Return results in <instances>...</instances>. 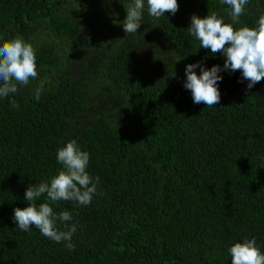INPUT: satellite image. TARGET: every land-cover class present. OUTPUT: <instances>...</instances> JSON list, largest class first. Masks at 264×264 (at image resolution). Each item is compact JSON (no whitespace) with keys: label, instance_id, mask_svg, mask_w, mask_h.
<instances>
[{"label":"trees","instance_id":"1","mask_svg":"<svg viewBox=\"0 0 264 264\" xmlns=\"http://www.w3.org/2000/svg\"><path fill=\"white\" fill-rule=\"evenodd\" d=\"M133 2L0 0V37L30 42L41 69L19 87L18 109L0 98V264H231L228 248L252 238L264 251V80L248 89L241 71L223 70L212 107L184 87L188 64L226 60L200 48L191 17L230 23V7L179 0L161 18L145 8L126 34ZM260 15L264 0H249L235 27H257ZM73 139L100 182L87 206L52 204L77 225L68 250L13 217L30 185L62 170L58 149Z\"/></svg>","mask_w":264,"mask_h":264},{"label":"clouds","instance_id":"2","mask_svg":"<svg viewBox=\"0 0 264 264\" xmlns=\"http://www.w3.org/2000/svg\"><path fill=\"white\" fill-rule=\"evenodd\" d=\"M220 4L230 7V23H226L216 13L201 18L193 14L188 33L199 41L200 48L210 49L211 54L221 53L226 57L223 68L213 65L203 67L201 62L186 66L184 87L191 91L193 102L205 104L207 107L218 105L221 92L218 82L223 79V70L241 71L242 79L248 81V89L264 80V15H260L257 27H235L240 17L246 12L249 0H219ZM127 16L123 22L126 34H134L144 19V10L153 18H161L166 13H175L179 9V0H134L125 5ZM206 59V58H205ZM201 67V74L194 70ZM41 69L37 66L36 49L22 36L12 39L0 37V98H9L10 105L19 108L15 94L19 87L29 86L33 80L40 79ZM175 74V73H174ZM173 74V75H174ZM45 81L33 89L34 99L39 101L44 91ZM56 159L63 166L49 182L30 185L25 193L29 205L14 210V221L23 231L32 230L34 225L41 234L57 243L64 242L68 250H75L73 234L77 225H69L72 213L65 210L57 214L52 204L62 200L77 202L79 205L91 204L97 193L99 176L87 171L90 154L79 148L76 140L69 141L58 149ZM46 196V201L37 206V200ZM63 223L64 230L58 227ZM231 264H264V251H261L255 238L244 239L228 248Z\"/></svg>","mask_w":264,"mask_h":264}]
</instances>
